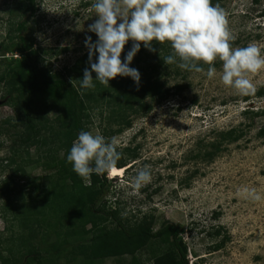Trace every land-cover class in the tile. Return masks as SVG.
Listing matches in <instances>:
<instances>
[{"label": "rangeland", "instance_id": "rangeland-1", "mask_svg": "<svg viewBox=\"0 0 264 264\" xmlns=\"http://www.w3.org/2000/svg\"><path fill=\"white\" fill-rule=\"evenodd\" d=\"M22 1L0 0V44L9 45L8 30L20 21H27L24 38L32 46V53L53 74L60 73L78 88V83L73 80L76 74L70 70L80 60L88 58L85 38L91 36L93 42L97 40L96 35L88 31V26L97 19L91 7L95 0H36V12L31 17L23 15L20 9ZM220 7L226 14L233 47L255 45L264 52V0H227ZM21 60L22 56L12 48L0 52L3 64L0 72L11 61ZM215 67L217 74L211 78L183 70L177 78L166 77L164 80L171 97L160 105L153 104L151 112L146 115L131 116L130 128L119 135L109 137L118 126L108 125V111L97 108L87 112L90 118L86 130L93 134L105 132L107 140L114 139L117 151L122 153L119 162L126 165L119 177L110 178L106 174L108 192L97 205V210H116L126 227L133 226L144 217L153 222V232L166 223L181 227L183 231L178 241L185 254V264H264V137L258 136L264 129V117L243 116L245 110L256 113L264 109V95L258 96L260 92L264 94V71L250 76L257 89L255 94L240 96L223 85L221 63L217 62ZM176 86L183 89L177 91ZM6 97V91L0 85V183L13 176L15 170L24 169L29 180L43 179L34 182V187L49 188L50 180L46 177H52V181L60 186L69 184L58 179V172L69 164H56L49 158L45 161L46 149L37 152L36 141L29 145V158L24 157L26 160L23 161L18 141L21 129L7 122L14 118L15 113L6 104ZM51 103L48 97L36 98L34 109L40 111L43 105ZM60 114V109L56 108L46 118L55 132H61L59 136L63 140L62 134L65 137L66 133L63 122L58 121ZM231 129L243 132L238 142L225 144L212 161L197 158L209 150V144L216 135ZM51 143L46 137L49 155L53 152ZM134 154L136 158L133 159L131 155ZM63 156L61 151L57 155L58 160H63ZM144 167L150 170L151 180L137 189L133 177ZM19 177L17 174L14 181L17 191L24 186ZM23 198L27 199V195L18 192L9 200L2 196L0 200L4 202L0 201V213L4 214L8 202L16 206L22 203ZM12 224H7L0 217L2 258L7 257L5 239L19 231L16 224ZM217 229L221 235L213 239L211 235ZM42 232L43 228L38 223L23 235L43 254H51L52 248H44L56 243L55 234H48L47 243L42 245ZM62 232L68 231L65 228ZM100 233L101 228L85 237L72 238L71 244L89 246L91 239ZM223 239L226 240L221 250H211L215 242ZM169 250L168 243L157 240L151 241L135 258L125 256L94 261L78 252L73 255L74 249L70 246L50 258V262L153 264L154 258L166 255ZM36 263L32 261L30 264Z\"/></svg>", "mask_w": 264, "mask_h": 264}, {"label": "trees", "instance_id": "trees-1", "mask_svg": "<svg viewBox=\"0 0 264 264\" xmlns=\"http://www.w3.org/2000/svg\"><path fill=\"white\" fill-rule=\"evenodd\" d=\"M224 1L227 0H213V4L220 6ZM35 2L36 0H23L20 3L23 15L34 16ZM27 23V21L16 23V26L7 32V40L10 44L7 46L5 43L0 44V52L12 48L22 56L21 61H11L12 63L10 62L0 72V85L4 87L8 97L6 104L10 105L15 113L14 118L7 122L13 123V127L21 129L18 141L23 158H29V145L36 141L37 152L43 148L46 149L47 153L43 155L45 161L49 158L56 164H69L63 171L58 172L59 182L66 180L69 184L64 183L60 186L59 183L52 181V177H46V180H50L49 188L41 189L40 185L34 187V182L43 179L40 177L32 181L29 180V177L24 174V169L15 170L13 176L0 183V199L2 196H7L9 200L17 192L27 195V199L23 198L19 205L14 206L8 202L4 214L0 213V217L7 224L15 223L19 229L17 235L11 234L5 239L7 257L0 256V264H15L17 262L30 264L32 261H36V264H52L50 258L57 256L70 246L74 249L73 255L78 252L94 261L125 256L135 258L136 254L142 252L151 241L157 240L168 243L170 250L166 255L154 258L153 264H185V254L178 241V236L183 231L181 227L166 223L157 232H153L151 228L153 222L147 217L136 222L133 226L126 227L116 210L98 211L97 205L108 192L106 174L93 175L91 187H85L82 178L72 171V165L66 160L78 134L81 131H87L86 125L89 124L90 118L87 114L88 111L97 108L108 111V125L118 126V129L109 135L111 137L130 128L131 116L146 115L151 112L153 104L160 105L171 97L170 89L166 87L164 79L170 76L177 78L180 76L181 70L175 65L163 64V58L169 55L172 50L166 43L160 45V52L159 46L156 44H154V47L157 48L156 52H149L141 46V50L130 65V67L136 68L141 75L138 86L129 78L116 77L109 82V88L96 82L94 89L82 90L80 87L73 86L71 81L60 73L53 74L46 66L42 65L40 58L32 53V46L27 44L24 38L27 33ZM13 34L15 35L12 36ZM131 44L132 42L129 41L125 45L121 54L122 61ZM92 62H96V56H93ZM1 66L3 64L0 62ZM88 67L89 58L80 60L70 70V73L76 74L73 80L78 83V86V80L82 79L84 69ZM92 76L95 79L94 73ZM175 89L181 91L183 87L176 86ZM263 95L262 92L258 94L259 97ZM42 97L50 98L52 103L43 105L38 111L34 109L35 99ZM147 100L150 103H147ZM56 108L61 111L58 121L63 122L62 127L66 133L65 137L62 134L63 140L59 136L61 132H55L53 125L46 118ZM243 116L264 117V109H260L256 113L248 109L243 112ZM37 119H39V123L36 121ZM102 135L106 139L108 138L105 132H102ZM242 136L243 132L238 129L219 133L209 144V150L203 155H198L197 158L212 161L222 152L225 144H234ZM258 136L264 137V129L259 131ZM46 137L53 146V152L50 155L48 154L50 148H47L48 146L45 144ZM61 151L64 152V158L60 161L57 155ZM131 158H136V155H131ZM125 167L124 163L118 162L117 169ZM17 174H20V181L24 185L18 191L15 189L14 183ZM8 211L9 213H7ZM38 223L44 231L41 237L42 245L47 243L50 236L48 234H55L56 243L51 247L44 248V250L52 248L51 254H43L23 235ZM88 226L91 228L86 229ZM65 228L68 232L63 234L62 231ZM100 228L101 233L91 239L89 246L81 244L73 246L71 244L72 238L85 237ZM220 235L221 232L217 229L211 237L216 239ZM225 240L215 242L211 250L214 252L221 250L225 245ZM15 249L16 252H14ZM40 249L43 247L40 246Z\"/></svg>", "mask_w": 264, "mask_h": 264}, {"label": "clouds", "instance_id": "clouds-1", "mask_svg": "<svg viewBox=\"0 0 264 264\" xmlns=\"http://www.w3.org/2000/svg\"><path fill=\"white\" fill-rule=\"evenodd\" d=\"M91 7L97 19L88 31L97 40L85 38L89 67L78 80L80 89L92 90L96 82L109 88L116 77L129 78L138 86L141 75L130 65L141 46L156 52V44L160 52V45L166 43L172 51L163 58V64L211 78L217 74L215 64L220 62L223 85L240 96L257 91L250 76L264 71V52L255 45L233 47L225 11L213 0H95ZM129 41L131 47L122 61L121 54ZM121 158L114 139L109 141L99 132L81 131L66 160L84 186L91 187L93 175L116 171ZM133 180L139 189L150 182V170H138Z\"/></svg>", "mask_w": 264, "mask_h": 264}, {"label": "bare ground", "instance_id": "bare-ground-1", "mask_svg": "<svg viewBox=\"0 0 264 264\" xmlns=\"http://www.w3.org/2000/svg\"><path fill=\"white\" fill-rule=\"evenodd\" d=\"M124 173V169H117L116 168V171L112 172L111 174H109V177L110 178H114V177H119L121 176L122 174Z\"/></svg>", "mask_w": 264, "mask_h": 264}]
</instances>
